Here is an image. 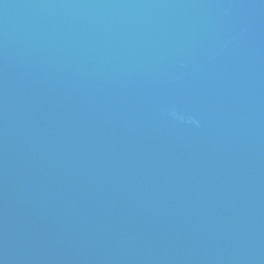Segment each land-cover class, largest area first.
<instances>
[{"label": "water", "instance_id": "95a60500", "mask_svg": "<svg viewBox=\"0 0 264 264\" xmlns=\"http://www.w3.org/2000/svg\"><path fill=\"white\" fill-rule=\"evenodd\" d=\"M0 264H264V0H0Z\"/></svg>", "mask_w": 264, "mask_h": 264}]
</instances>
